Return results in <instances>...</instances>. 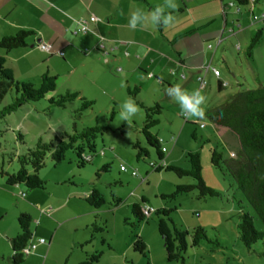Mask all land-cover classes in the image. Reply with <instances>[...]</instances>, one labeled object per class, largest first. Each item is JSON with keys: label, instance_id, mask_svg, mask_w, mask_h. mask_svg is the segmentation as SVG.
Masks as SVG:
<instances>
[{"label": "crops", "instance_id": "1", "mask_svg": "<svg viewBox=\"0 0 264 264\" xmlns=\"http://www.w3.org/2000/svg\"><path fill=\"white\" fill-rule=\"evenodd\" d=\"M164 2L165 0H0V40L13 36L21 29L34 33L33 37L26 40L25 47L6 53L1 51L0 55L4 57L5 65L15 81L37 86L41 76L53 77L55 88L64 92L74 91L96 103L104 97L115 100L110 90L111 82L117 78L109 74L112 71L115 74L123 72L120 79H123L124 87H138L140 96L144 90L152 88L153 84L157 87L166 85L167 89L179 84L187 93L197 89L203 91L206 86L205 77L213 73L211 61L214 52L222 43L229 42L221 47L224 48L220 53L221 57L224 56L225 61L229 60L231 55L225 57L226 53L232 52L229 45L244 57L247 55L244 62L253 83L263 85L264 77L260 79L259 76L264 72V24L252 21L251 16L264 13V0H254L245 7L237 5L234 0H174L178 10L174 12L176 22L173 26H130L132 13L137 8L149 12ZM91 16L96 19L94 22L89 21ZM79 20L88 21L85 33H74ZM257 30H260V40L248 51L245 47L250 41L248 43L247 40H251ZM100 41L104 44L102 50L98 49ZM41 43L48 46V51H42L38 47ZM256 46L259 61H255L253 52ZM225 49L227 52L224 53ZM58 52L63 55L59 56ZM212 76L218 90L228 86V81L219 79V73L218 76L214 73ZM197 77L202 78L203 86H199ZM235 83L236 86L239 85L237 81ZM162 89L163 87L161 91ZM221 99L216 104L205 102L202 105L204 112L227 100L220 103ZM152 103L161 105L164 109L168 106L167 110L172 114L173 120L180 118L183 123L199 122L185 118L181 114L180 104L167 91L162 103L155 97H150L144 104L149 106ZM24 110V117H27L30 110ZM142 114L144 119V113ZM211 130L219 135L223 143H228L229 131L215 125ZM137 133L141 135L140 129ZM154 134L160 139L159 131ZM175 141L171 136L167 142L173 146ZM236 150L237 144L234 149H229V155ZM166 153L167 150L164 157ZM167 154L168 157H163V162L172 165L171 153ZM128 175L137 176L139 184L143 182L138 174ZM6 190L4 179L0 178V193L5 192L12 199L11 203L6 200L9 207L2 206L0 210V264H11L10 239L19 233L15 222L19 214L31 217V242L36 244L26 254L23 264H47L55 237L63 226L72 236L63 243L70 248L71 253H75L71 262L68 254L69 263L65 264H78L84 254L97 251L95 244L90 241L93 234L90 233L89 236L87 233L98 212V209L89 207L82 198L83 192L88 191L62 190L54 186L46 188L43 193L24 191V196L18 197V193L15 195ZM161 195V192H155L154 198ZM130 197L126 196L124 202L129 204ZM138 197L140 202L142 199L148 202L143 193ZM133 203H137L136 197L130 205ZM156 205L148 206L153 210L154 207L161 206L159 203ZM124 215L127 217V211ZM43 225L52 231L44 244H37L36 240L42 239L43 232L39 230Z\"/></svg>", "mask_w": 264, "mask_h": 264}, {"label": "rangeland", "instance_id": "2", "mask_svg": "<svg viewBox=\"0 0 264 264\" xmlns=\"http://www.w3.org/2000/svg\"><path fill=\"white\" fill-rule=\"evenodd\" d=\"M247 41L249 43L250 38ZM222 44L227 45L229 42ZM223 45L219 46L217 51L214 52L211 69H215L220 74L219 79L221 81H228L229 84L224 89L218 90L216 80L212 76L213 73H209L205 77L206 86L202 91V94L206 97V104L212 102L216 104L221 98L220 103H222L238 90L257 87L253 83V78L244 62L247 55L244 57L240 52H236L238 50L229 45L232 52L226 53L225 57L229 55L231 57H228L229 60L225 61L224 56L221 57L220 55L224 49L221 48ZM247 48L248 45L245 49ZM257 49L258 46L253 49L256 57L255 61H259ZM225 52H227V49H225ZM122 73L115 74L114 71L109 73L117 78L116 81L111 82L110 90L115 100L111 101V98L109 100L104 97L103 100L93 103L91 108L85 109L81 113V117L77 122L78 128L104 126L107 129L94 140L96 154L91 157L90 162L83 167H77L74 154L70 150L64 155L63 161L58 164H54L46 157L44 166L40 171L38 170L39 178L45 182V187L43 190L33 189L31 191L43 193L46 188L55 186L56 189L62 190L88 191L87 193L83 192L84 195L95 189L102 195L105 203L98 208L96 222V226L101 227L102 230L94 231L91 226L87 230L89 236L90 233L93 234L90 241L95 244L97 252L101 253L97 264H264V238L253 245L251 244L249 248L244 247L237 233L236 225L239 223L237 216L240 213L248 214L252 219V227L257 232H264L263 225L254 215L252 208L245 203L232 180L209 163L211 149H216L221 153L223 159H227L229 149H234L237 140L232 134H229L230 132H227L230 138L228 143L225 144L219 135L211 130L214 125L207 118L196 124L191 121L183 123L180 118L174 120L171 118L172 114L167 110L168 106L164 109L159 105L161 107L160 115L157 117L159 124L153 126L151 132L159 131L160 145L166 148L167 153H171L172 165L181 169H189L186 160L187 152L198 153L201 180L206 187L215 190L218 196L206 197L205 199L197 198V190L193 189L188 193L179 194L173 199H170V197L161 199L158 196L154 198L155 192L168 195L175 190V186L178 184L191 186L195 182L187 175L177 177L171 171L155 172L149 166L150 162L155 161L157 163L158 161L155 158L154 149L147 146L143 136L137 133L143 123V111L139 108V112L133 115L131 121H128L127 118L122 119L120 116V113L126 114L127 111L120 106L129 99L126 96L127 88L124 87L123 79H120ZM263 77L264 72H261L259 78L262 79ZM152 80L154 81V79ZM235 81L239 83L238 86H236ZM262 86H264V83ZM162 87L153 84L152 88L144 90L141 96L138 93L137 97L142 103L148 101L150 97H155L162 103L167 86L163 85ZM129 88H133V86ZM63 93L64 91L56 87L44 99L23 105L1 122L4 129L6 127L23 135L24 145L16 143L11 132H7L2 136L0 143L3 147H6V151L23 152L32 147L37 139L49 143L63 132H70L72 114L79 108L80 101L78 99L72 100L63 108L50 106L47 102L48 98ZM12 96V92H7L0 103V107L9 104ZM154 104L156 103L149 106ZM24 109L30 110L27 117H24L26 112ZM0 128L3 129V127ZM171 136L176 139L173 146L167 142ZM135 141H138L142 147L148 150L149 157L143 160L135 159L136 151L132 148ZM167 153L164 159L168 157ZM119 164L124 165L128 171L136 170L143 182L139 184L140 179L137 176L130 177L129 172L122 173L119 170ZM103 165H107L108 169H102ZM15 168H17V163L13 160L6 169L11 171ZM56 183L58 184L55 185ZM17 190L24 192V186L20 184L9 187L6 191L16 195L19 192ZM142 193L148 198V205L157 206V203L161 204L159 208L169 210L168 216L173 225L188 233L183 261L180 259L171 262L166 260L163 239L156 230V224L160 216L151 214L147 221H142L138 225L135 224L134 227L129 224L136 221L130 212V203L134 197L139 203L138 196ZM84 195L82 198H84ZM129 195L131 196L129 198L130 203L127 204L124 201H126V196ZM116 197H121L118 208L114 202ZM6 200L12 202V199L5 192L0 193V210L2 206L9 207ZM86 204L88 203L86 202ZM10 207L13 208V206ZM155 208L157 207H154V210ZM125 211H127V217L124 215ZM195 227L202 228L207 241H200L197 246H192L190 244V232ZM48 229L43 225L39 230L43 232L41 236L43 240H47L50 236L52 230ZM31 230L33 235L32 223ZM135 234L141 237L146 247V256L132 250L131 243ZM70 237L72 236L63 226L55 237L47 264L69 263V260L67 262L68 254L71 262L75 253H71L70 248L64 245Z\"/></svg>", "mask_w": 264, "mask_h": 264}, {"label": "trees", "instance_id": "3", "mask_svg": "<svg viewBox=\"0 0 264 264\" xmlns=\"http://www.w3.org/2000/svg\"><path fill=\"white\" fill-rule=\"evenodd\" d=\"M234 2L239 6L245 7L250 0H234ZM33 35L34 33L31 31L18 30L13 36L4 37L0 40V50L6 53L7 51L25 47L26 40L33 37ZM260 35V30H257L250 40L248 51L254 44H258ZM54 88V78L48 76H41L37 86L31 83L15 81L10 69L5 65L4 57L0 55V103L7 92H12L13 94L10 103L0 107V127H3V129L0 128V138L7 132H11L14 135V141L19 145H24L23 135L6 127L4 129V125L1 122L23 105L44 99ZM138 91V87L134 86L133 88H127L126 94L140 106L144 113L140 133L144 138L145 144L154 149L155 158L159 162L163 160L164 153L161 151L160 139L151 132V128L158 124L157 117L160 115L161 107L156 104L153 106L144 105L137 97ZM76 99L80 101V105L76 112L72 114L70 132H63L49 143H44L37 139L32 147L23 152L16 150L6 151V147H3L0 143V178L4 179L6 188L22 184L25 192L33 189L43 190L45 182L39 178L38 170L40 171L44 166L46 157L54 164H58L63 161L64 155L70 150L74 154L77 167H83L90 162L91 157L96 154L94 140L97 136L107 131L104 126L78 128L77 122L81 117V113L85 109L91 108L93 102L79 97V94L74 91H65L63 94L50 97L47 102L50 106L63 108L68 102ZM205 116L215 126L229 131L237 140V150L233 153V156L229 155L227 159H223L221 153L216 149H211L210 165L232 180L237 190L240 191L245 203L252 208L254 215L261 222L264 229V179L261 178L264 177V86L238 90L224 103L205 111ZM132 148L136 151V160H143L149 157L148 150L142 147L138 141L134 142ZM186 157L189 169H181L171 164H165L164 167L155 169L150 163H157L155 161L149 163V166L155 172L162 170L171 171L177 177L187 175L195 182L191 186L178 184L171 194L161 195L160 198L170 197V199H173L177 195L188 193L193 189L197 190V198L205 199L206 197L218 196L215 190L206 187L201 180L199 154L187 152ZM13 160L16 161L17 168L7 171L6 168ZM102 169L107 170V165H103ZM128 172L130 174L131 170ZM83 199L88 203L89 207L95 210L105 203L102 195L95 189L90 190L89 194L84 196ZM114 199L115 205L121 202L120 197ZM146 203L147 201L142 199L141 202L133 203L129 207L132 216L136 219L134 223H129L132 227L148 220L149 216L146 218L141 212L143 206L147 205ZM168 213L169 210L165 208L153 211L152 214L160 216L156 224V230L163 239L166 260L169 262L177 259L183 261L186 250L185 241L188 233L175 227L170 221ZM237 217L239 220L238 225H236L237 233L244 247L249 248L251 244L253 245L264 238V232H257L253 229L252 219L248 214L240 213ZM97 218L98 216L95 215V222L91 227L94 231H101L102 228L96 226ZM31 220V217L27 214H19L16 219L19 233L10 239L12 252L9 260L11 264H23L24 262L26 256L24 249L31 242V237L33 236ZM190 238L192 246H197L200 241H207L205 232L201 227L192 229ZM131 246L133 251L146 256V247L138 235H134ZM100 255L101 253L97 251L84 254L83 259L78 264H97Z\"/></svg>", "mask_w": 264, "mask_h": 264}, {"label": "clouds", "instance_id": "4", "mask_svg": "<svg viewBox=\"0 0 264 264\" xmlns=\"http://www.w3.org/2000/svg\"><path fill=\"white\" fill-rule=\"evenodd\" d=\"M178 10V5L174 0H165L163 5H157L153 10L149 12L141 11L137 8L131 16L130 26L135 28L139 25L143 28L146 25H151L154 28L164 27L168 28L175 24L176 16L174 12ZM167 94L170 97H174L176 102L181 106V114L187 119H193L196 121L205 120V112L202 105L206 101V97L202 94V91L197 89L192 93H187L181 88L179 84L173 85L167 89ZM120 107L126 109L125 113H120L122 119L127 118L131 121L133 115L139 112V106L129 98ZM264 179V177H261Z\"/></svg>", "mask_w": 264, "mask_h": 264}, {"label": "built area", "instance_id": "5", "mask_svg": "<svg viewBox=\"0 0 264 264\" xmlns=\"http://www.w3.org/2000/svg\"><path fill=\"white\" fill-rule=\"evenodd\" d=\"M254 0H250V2H253ZM96 19L93 17V16H91L90 18H89V21H95ZM251 20L252 21H258V22H260V23H262V24H264V13H262V14H260L259 16L258 15H252L251 16ZM88 23V21L87 20H79V21H77V23H76V26H75V28H74V33H76V34H79V33H85L86 31H87V24ZM42 51H48V46H46V45H44V44H39V46H38ZM210 46H208V48H209ZM98 49L99 50H102V49H104V44H103V42L102 41H100L99 42V44H98ZM58 54H59V56H62L63 55V53L62 52H58ZM117 70H119V69H117ZM212 71H213V73H214V75L215 76H218V72L216 71V70H214V69H212ZM148 76H150V74L148 75ZM197 81H198V83H199V86L201 87V86H203V84H204V81L202 80V78L201 77H197ZM161 141V140H160ZM159 141V142H160ZM165 147H163V146H161V151H162V153H164L165 152ZM230 156H233V153H230ZM151 165H153V168H157V167H164L165 166V163L163 162V160H161V161H159V162H157V164H153V163H150ZM119 169L121 170V172H123V173H126V172H128V170H127V168L124 166V165H122V164H119ZM137 171L136 170H131V175L132 176H136L137 175ZM18 195L19 196H24L23 195V193L22 192H18ZM84 196H86V195H84ZM153 208L151 207V206H148V205H146V206H143V208H142V210H141V212H142V214L147 218L148 216H150L152 213H153ZM36 243L37 244H44L45 243V241L43 240V239H38V240H36ZM35 243H32V242H30L29 244H28V246L26 247V249H24V252L27 254V253H30L34 248H35Z\"/></svg>", "mask_w": 264, "mask_h": 264}]
</instances>
